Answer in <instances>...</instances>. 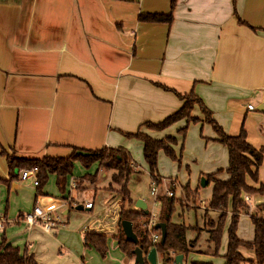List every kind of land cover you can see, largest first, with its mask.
<instances>
[{
    "label": "crops",
    "instance_id": "crops-1",
    "mask_svg": "<svg viewBox=\"0 0 264 264\" xmlns=\"http://www.w3.org/2000/svg\"><path fill=\"white\" fill-rule=\"evenodd\" d=\"M151 15L171 19H138ZM191 90L224 133L236 135L243 128L253 147L264 148V0H0V179L8 178L1 148L26 158L65 157L73 148L103 147H121L131 156L133 148L142 150L143 144L124 133L161 121L180 107L176 93ZM192 115L203 119L197 107ZM184 122L158 131L143 126L141 130L154 138L174 135L180 146L185 144L184 160L194 161L186 180L196 186L182 188L187 186L197 197L198 189L208 186L209 195L200 200L209 206L212 183L200 182L227 167V149L201 121L190 126L185 139L177 132ZM131 165L137 168L133 159ZM216 177L226 179L227 174ZM170 181L174 187L178 184ZM247 183L264 186V153L257 180L248 177ZM45 186L37 196L32 177L9 185L0 181V218L5 221L0 233L10 245L27 249L39 264H78L62 257L58 231L50 234L57 224L45 232L22 220L35 204L50 201L59 204L56 214L61 209L69 213L63 203L68 199L54 197ZM70 196L69 205L93 209V199L81 204ZM250 198L252 214L262 215L264 193ZM119 200L111 196L107 201L110 224L83 227L78 248L69 246L81 256L79 264L91 250L84 246L87 231L114 239L119 234ZM87 202L91 208L85 207ZM130 208L137 210L135 204ZM201 218V226L194 225L206 232L204 214ZM236 234L243 241L253 239L251 218L245 212L239 214ZM203 245L197 240L182 264H213L215 256ZM239 250L254 260L252 250ZM121 257L123 264H135L134 259ZM161 262L156 251V264ZM170 262L176 264L174 259Z\"/></svg>",
    "mask_w": 264,
    "mask_h": 264
},
{
    "label": "trees",
    "instance_id": "trees-1",
    "mask_svg": "<svg viewBox=\"0 0 264 264\" xmlns=\"http://www.w3.org/2000/svg\"><path fill=\"white\" fill-rule=\"evenodd\" d=\"M138 19L147 21H170L171 16H139ZM176 94L181 100V105L176 111L159 122H145L135 132L124 133V135L141 141L143 144L142 155L148 166L150 176L159 184L160 182L158 183L157 181L159 179V176H157L158 153L162 150L170 158L176 159L177 157L173 147L177 144V138L174 135L154 138L142 131L141 127L143 126L149 130L158 131L169 127L177 121L184 120V126L177 131L184 136L190 123L200 121L208 123L216 133L215 140L227 149L228 164L225 169H219L212 174L205 175L206 180L212 183L209 210L203 211L207 222V245L212 248L211 254L216 256L225 232L227 235L226 248L223 254L225 264H241L243 262L264 264V204L260 205L263 209L262 215H250L253 225V239L251 241H243L236 234L239 214L247 209L246 203L242 200L243 194L254 195L264 193V186L262 184L255 188L247 183L248 177L257 180V168L262 162L264 148L253 147L247 141L246 132L243 128L236 135H227L224 133L221 126L214 119L211 110L205 106L201 98L193 90L186 94ZM194 107H197L202 113V120L192 115ZM1 154L6 156L8 178L0 179V181L9 185L12 181L18 179V173L21 169H34L37 177V196L43 194V187L48 182L49 176L53 175L58 193L62 198L67 199L70 194L69 180L75 163L80 164L84 169H90L95 165L97 166V171L101 168L113 170L112 182L120 186L119 190H113L117 191L123 197L122 207L118 214L119 234L115 236L117 244L124 255L130 259H134L132 250L136 246L142 249L144 255L152 248L149 242V234L141 228V222L145 221L150 214L140 209L135 210L129 207L132 199L126 189V183L129 175L133 172V166L131 165L132 158L130 154L123 148L103 147L94 150L73 148L72 152L65 157H19L13 152L10 154L7 153L3 148H1ZM96 172L94 174H82L76 180L77 186L83 180L90 181L92 179L93 181ZM222 172L227 174L226 179L216 177ZM109 188L112 190V187L109 186ZM184 189L188 195L192 194L187 186ZM157 200L161 203L157 222L165 223L166 237L163 244L159 242L156 245V251L161 253L163 264H168L172 260V255H188L194 249L193 245L197 244L198 236L194 239H189L187 231L192 229V227L186 226L183 223L172 222L171 215L175 210V197L158 196ZM229 207L230 210H228ZM210 211L218 212L216 220L212 216H208ZM122 220L132 222V228L137 237L136 243L125 239L121 228ZM84 246L94 249L103 258L108 248L107 236L103 233L87 231L84 235ZM240 247L252 250L254 260L243 256L239 250ZM0 264L39 263L34 259L32 254L28 253L27 249L21 250L17 246L10 245L6 241L5 234L2 233L0 239ZM145 264L149 263L145 262Z\"/></svg>",
    "mask_w": 264,
    "mask_h": 264
},
{
    "label": "rangeland",
    "instance_id": "rangeland-1",
    "mask_svg": "<svg viewBox=\"0 0 264 264\" xmlns=\"http://www.w3.org/2000/svg\"><path fill=\"white\" fill-rule=\"evenodd\" d=\"M193 124L194 123H190L188 125L187 132H185V139L186 137H188L189 128ZM184 147L185 144H182L180 146V144L177 143L176 145H174L173 148L177 157L176 159L170 158L162 150H160L159 152L160 154L158 153L159 156L157 161V174L159 175V179L157 181L158 183L159 182L160 183L157 186L158 192L156 197L151 193V187H152L151 183L153 179L150 176L148 166L144 161L142 150L141 148L138 147L133 148V152L131 153V158L133 159V161L136 162L137 168L132 165L133 172L129 175L128 181L126 183V189L128 191L130 198L132 199V203L130 206H133L137 199H142L146 203L148 213L152 214L154 216L155 221L157 222L158 214L161 208V203L159 200H157V197L167 196L164 195V192L166 188L169 189L173 194L172 196L175 197L176 199L175 210L171 215L172 222L183 223L186 226L192 227V229H189L187 231V236L190 235V237L188 238L194 239V237L198 236V240H201V242L204 244L202 248H206L204 251L211 252L212 248L208 246L206 242V238H207L206 232L200 230L201 228H199L202 224L201 215L204 214L203 210H209L208 209L209 206L206 203H204L203 200H206L207 194L209 195L210 190L206 189L208 186L202 187L198 189L197 195L199 196L196 197L195 194L189 190V188L188 190L190 191V193H192L191 195L187 194V192L184 189L185 187L182 188V185L184 186L185 184H188L190 187L193 188L196 186L193 180H189V181L186 180L187 173L190 170H193L194 161L184 160L186 153ZM96 169L97 166L95 165L92 166L90 169H84L80 164L76 163L73 168L71 177H73V181H74L77 180V178L84 173L94 174L97 171ZM113 173L114 172L111 169L101 168L96 172L93 181L92 179L90 181L83 180L80 182L78 186L75 183L76 184L75 187L69 188L70 194L67 198L68 200H70L71 198L70 195L74 197V201H79V203H81L84 200L93 199L94 207L92 210L87 211L85 210V208L77 209L76 208L77 205L75 204V202L69 205L68 200L63 201L64 208H67L69 210V213L63 214L62 209L58 210L57 214L60 217V222L57 223L56 225L57 229L55 228L50 233L51 236L52 235L55 236L58 231L59 240H57V242L61 243V246L63 247L62 257L79 264L80 260H82V258H80L81 256H78V254H76L74 251H71L69 249V246L72 245L78 248V244H79L78 242L79 240H81L83 235L82 233L83 227H87L89 225L87 228L91 230L94 229L95 227L103 226L104 224L102 223L110 224L109 221H111V218L113 217L106 215V213H108L107 210L109 208V205H107L108 199L111 198V196L112 197L116 196L120 198L119 201L123 202L122 195L119 194L117 191H114V190H119L120 186L112 182ZM171 178L175 179L176 182L178 183L175 185V187L173 186V182L170 181ZM162 180H164V182H162ZM165 182L170 184L165 187L166 185ZM109 186L112 187V190H110ZM45 188L48 189L49 194H52L54 197L63 199L58 195V191L55 185V177L50 176L49 182L46 184ZM172 196H167V197H172ZM200 199L203 200L201 201ZM197 208H200L201 210H197ZM136 209L139 210L138 208ZM30 210H28V212ZM247 210H248V206L247 209L243 211L247 212ZM243 211L242 213H244ZM212 214L213 211H210L208 213V216L211 215L213 219L216 220L218 217V212L214 211V214L213 215ZM93 220L95 222L90 224L89 222ZM194 223H198L200 226L198 227L197 224L194 225ZM113 227H115V225H113ZM203 227L206 230L207 224L203 225ZM59 228H63V230H59ZM141 228H143L142 225ZM196 228L199 229V232ZM191 236L193 238H191ZM0 237H1V233H0ZM107 240H108L107 241L108 248L105 257L102 258L94 249L90 248L91 250H88L89 256L88 257L85 256V258L83 259L84 264H107V262H110V264H123L121 256L125 257V255L117 245H115L114 247L115 239L112 237V235L108 234ZM226 242H227V235L224 232L221 239V244L218 250V254L215 256V260L213 264H223V260H224L223 254L225 252ZM196 245H193L194 246L193 248H195ZM79 247L82 248V244H80ZM106 258L107 261L105 263L104 260ZM173 259L174 256L172 255V260ZM159 264H163V262ZM168 264H171V262H169Z\"/></svg>",
    "mask_w": 264,
    "mask_h": 264
},
{
    "label": "built area",
    "instance_id": "built-area-1",
    "mask_svg": "<svg viewBox=\"0 0 264 264\" xmlns=\"http://www.w3.org/2000/svg\"><path fill=\"white\" fill-rule=\"evenodd\" d=\"M248 109H254L252 105H248ZM29 177H32L33 184L37 186V177L35 174L34 169H21L18 173V178L25 180ZM76 182L71 180L70 187H75ZM151 193L156 197L157 196V182L153 179L151 183ZM164 195L172 196V192L169 189H165ZM242 200L247 204L248 210L245 212L248 215L252 214V205H251V198L248 194H243ZM86 208H91L92 203L87 202L84 204ZM59 204L54 201H50L44 204H35L33 208L23 214L22 220L27 224L28 227L32 226H39L43 231L49 232L52 228L55 227L57 223L60 222V217L56 214V209L58 208ZM4 219L0 218V228L4 223ZM156 221L154 216L150 214V216L142 222L143 229L149 234V242L152 248H156V245L160 242L161 239V232L159 229H155ZM241 264H257L256 262H243Z\"/></svg>",
    "mask_w": 264,
    "mask_h": 264
},
{
    "label": "water",
    "instance_id": "water-1",
    "mask_svg": "<svg viewBox=\"0 0 264 264\" xmlns=\"http://www.w3.org/2000/svg\"><path fill=\"white\" fill-rule=\"evenodd\" d=\"M200 183L202 186H205L207 181H206V179L202 178ZM135 207L144 211L145 213L148 212L147 207H146V203L142 199L136 200ZM132 227L133 226H132L131 221H129V220H122L121 221V228H122V231L125 235V239L130 240L133 243H136L137 237H136ZM155 229L160 230V232H161L160 244H163L165 241V237H166V225H165V223L156 222ZM132 252L134 254V263L135 264H145V262H148L149 264H156V248H154V247L151 248L146 255H144L142 249L138 246H136L132 250ZM182 258H183L182 254H177L174 256V261L176 262V264H182Z\"/></svg>",
    "mask_w": 264,
    "mask_h": 264
}]
</instances>
